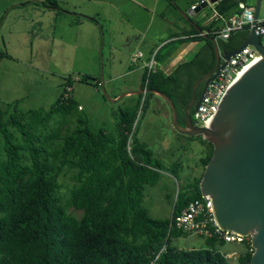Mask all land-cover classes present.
Returning <instances> with one entry per match:
<instances>
[{
	"label": "trees",
	"instance_id": "obj_1",
	"mask_svg": "<svg viewBox=\"0 0 264 264\" xmlns=\"http://www.w3.org/2000/svg\"><path fill=\"white\" fill-rule=\"evenodd\" d=\"M237 3L217 0L214 7L228 16ZM42 4L61 10L57 0H42ZM217 24L208 20L202 25L194 23L198 29L182 31L184 37L169 40L156 50L159 62L162 50L172 43H203L172 74L158 66L149 74L146 69L141 73V89L147 80L146 90L166 94L179 123L185 120L191 85L215 67L212 36L202 33ZM249 28L236 31L226 41H216L218 48L238 47ZM4 56L8 55L0 52V59ZM78 79L98 87L99 81L90 75ZM71 82L67 76L60 97L48 109H29L6 121L0 109V264H227L226 257L213 248L225 244L217 237L205 239L206 248L183 249L172 243L187 235L169 225L190 200L201 196L202 173L178 191L170 217L153 218L142 204L145 186L154 185L160 176L161 162L136 137L133 124L140 99L143 97V109L148 106V96L155 94H139L136 105L119 111L112 130H92L86 118L76 116L73 127L46 131L55 116L65 119L77 110L74 97L65 96ZM187 138L205 144V154L199 159L204 169L212 144L201 136ZM178 168L174 162L175 174ZM65 172L71 173L75 184L63 202L58 195L59 176ZM69 208L80 215L69 213ZM251 253L243 250L238 262L250 264Z\"/></svg>",
	"mask_w": 264,
	"mask_h": 264
},
{
	"label": "rangeland",
	"instance_id": "obj_2",
	"mask_svg": "<svg viewBox=\"0 0 264 264\" xmlns=\"http://www.w3.org/2000/svg\"><path fill=\"white\" fill-rule=\"evenodd\" d=\"M175 1L177 7L170 6L164 11L163 19L150 24L148 34L143 37L141 34L122 37L119 29H115L111 34L113 48L103 58L100 49L86 55L83 49L73 47L72 42L61 45L53 33L51 22L47 23L43 33L33 31L34 26H31L25 11H22V18L19 10L12 9L8 13L11 9L8 6L13 0H0V52L8 55L0 59V109L4 112L3 119L6 121L10 115L25 113L29 109H48L60 97L66 77L71 76L69 94L81 108L65 119L55 116L46 131L64 126L71 128L76 124V116L86 118L92 130H112L119 111L136 105L138 98V95L121 96L125 86L136 90L140 81L139 70H128L129 55L151 48L156 52L171 34L195 27L194 22L202 25L212 17L209 6L191 10V4L197 6L198 0ZM248 2L253 4L255 0ZM259 18H264V0ZM172 21L175 23L172 24ZM159 31L166 32L160 39L154 36ZM202 45V42L190 41L172 43L162 50L161 61L155 58V65L166 74H172L177 65L189 61ZM80 75L96 78L98 87L79 81ZM142 107L143 97L136 110L133 130L161 162L160 176L154 185L145 186L142 204L151 217L166 218L171 215L178 191L202 173L199 159L204 156L206 146L198 138L190 140L175 133L171 127L170 109L161 97L148 96V106ZM174 162L179 165L176 174L172 169ZM70 175L65 172L59 176L61 187L58 195L63 202L75 184ZM68 212L76 217L81 213L73 208H69ZM172 243L183 249L207 247L203 238L194 235L177 237ZM213 248L223 255L232 252L240 255L243 251L242 244L231 242ZM226 260L227 264H240L236 256L226 257Z\"/></svg>",
	"mask_w": 264,
	"mask_h": 264
},
{
	"label": "water",
	"instance_id": "obj_3",
	"mask_svg": "<svg viewBox=\"0 0 264 264\" xmlns=\"http://www.w3.org/2000/svg\"><path fill=\"white\" fill-rule=\"evenodd\" d=\"M206 4L208 2L204 1L194 9ZM259 8L260 0H255L248 35L238 47L220 50L210 38L214 42L216 64L200 79L205 78L202 92L196 101L193 98L186 106L184 125L178 122L176 108L163 92L144 90L140 86L130 91L136 95L149 92L161 97L170 109L173 130L190 137L201 136L212 144V155L199 182L200 193L211 198L219 228L243 235L253 231L250 264H264V47L260 41L264 29L256 25ZM247 45L255 48L259 58L228 88L210 126H196L190 108L198 107L208 82L215 78L230 56ZM221 59L224 61L220 63Z\"/></svg>",
	"mask_w": 264,
	"mask_h": 264
},
{
	"label": "crops",
	"instance_id": "obj_4",
	"mask_svg": "<svg viewBox=\"0 0 264 264\" xmlns=\"http://www.w3.org/2000/svg\"><path fill=\"white\" fill-rule=\"evenodd\" d=\"M57 1L61 10L43 5L42 0H13L8 6L11 8L8 13L12 9L19 10V15L22 18V11H25L27 19H30L31 26H34L33 31H37L38 33H43V29L47 23L51 22L53 23V33L61 45L63 42H72L73 47L83 49L86 55H92L94 50L100 49L103 58L104 54H110L113 48L111 34L115 29H119V34L122 37H130V35L139 36V34L143 37L144 34H148L150 24L154 23L155 20L163 19L164 11H167L170 6L177 7L175 0ZM171 23L174 24L175 22L172 21ZM190 28L193 27L184 28L180 33ZM194 28L198 29L197 26ZM180 33L171 34L167 41L184 37ZM164 34L166 32L159 31L154 36L159 38ZM142 53L136 62H132L131 60L135 53L133 52L129 55V71L135 68L142 73L144 70L142 63L155 52L151 48ZM124 89L125 92L121 96L131 97L132 95H136L130 92L133 89L135 90V88L125 86ZM78 108L80 109L81 107L78 105Z\"/></svg>",
	"mask_w": 264,
	"mask_h": 264
},
{
	"label": "built area",
	"instance_id": "obj_5",
	"mask_svg": "<svg viewBox=\"0 0 264 264\" xmlns=\"http://www.w3.org/2000/svg\"><path fill=\"white\" fill-rule=\"evenodd\" d=\"M204 1L208 2L206 5L209 6L212 11V17L208 21H216L218 24L216 28L210 31H204L202 34L211 35L214 41H226L236 31L243 29L247 25L250 27L253 21L255 2L250 4L248 0H238L236 10L230 15L225 16L219 13L214 7V3L209 2V0H199L197 4L199 5ZM262 1L263 0H260L259 13ZM195 7V5L191 6L192 9ZM256 25L264 29V18H259V14ZM260 41L264 47V33L261 34ZM140 57L141 53L137 52L132 56L131 60L132 62H136ZM258 58V52L251 45H247L240 52L230 56L215 78L208 82L198 107L191 113L192 122L196 126H210L217 108L228 88L236 81L243 71ZM223 61L224 60L221 59L220 63ZM155 62V53H153L151 57L142 63V67L146 69L147 74L156 69ZM146 83L147 80L145 81V87ZM145 87L143 88L144 90H146ZM70 90L71 87H66L65 96L68 95ZM127 149H130L129 142L127 144ZM212 208L211 198L208 195H201L199 198L190 200L184 208L174 216L169 226H173L187 235H194L204 240L209 237H217V239H222L225 243L242 244L243 250L253 251V247L251 246L253 231L243 235L231 230L219 228L214 219ZM163 249L164 247H162L160 251ZM224 256H236V258H238L239 254L232 252L229 254L226 253Z\"/></svg>",
	"mask_w": 264,
	"mask_h": 264
},
{
	"label": "flooded vegetation",
	"instance_id": "obj_6",
	"mask_svg": "<svg viewBox=\"0 0 264 264\" xmlns=\"http://www.w3.org/2000/svg\"><path fill=\"white\" fill-rule=\"evenodd\" d=\"M221 50V49H220ZM212 71V70H211ZM211 71H208L206 72L205 74L201 75L200 77H198L194 82L193 84L191 85L190 87V91H189V94H190V101L194 98L195 101L199 98L201 92H202V88H203V84H204V81H205V78L203 80H200L201 78H203L207 73L211 72ZM189 101V102H190ZM193 107L190 108V114L192 113L191 111H193ZM185 123V120L184 121H181V125H184ZM186 137H189L187 135H185Z\"/></svg>",
	"mask_w": 264,
	"mask_h": 264
},
{
	"label": "bare ground",
	"instance_id": "obj_7",
	"mask_svg": "<svg viewBox=\"0 0 264 264\" xmlns=\"http://www.w3.org/2000/svg\"><path fill=\"white\" fill-rule=\"evenodd\" d=\"M256 60H257V59H256ZM256 60H255V61H256Z\"/></svg>",
	"mask_w": 264,
	"mask_h": 264
}]
</instances>
